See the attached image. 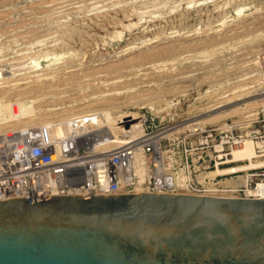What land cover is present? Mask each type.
Segmentation results:
<instances>
[{"label":"rangeland","instance_id":"1","mask_svg":"<svg viewBox=\"0 0 264 264\" xmlns=\"http://www.w3.org/2000/svg\"><path fill=\"white\" fill-rule=\"evenodd\" d=\"M2 77L4 131L92 111L119 119L102 121L113 130L144 114L226 129L264 111V0H0ZM251 80L254 99L207 117L224 91Z\"/></svg>","mask_w":264,"mask_h":264},{"label":"water","instance_id":"2","mask_svg":"<svg viewBox=\"0 0 264 264\" xmlns=\"http://www.w3.org/2000/svg\"><path fill=\"white\" fill-rule=\"evenodd\" d=\"M0 264H264V200L93 191L3 200Z\"/></svg>","mask_w":264,"mask_h":264},{"label":"built area","instance_id":"3","mask_svg":"<svg viewBox=\"0 0 264 264\" xmlns=\"http://www.w3.org/2000/svg\"><path fill=\"white\" fill-rule=\"evenodd\" d=\"M251 118L221 129L144 114L140 129L122 121L115 138L105 130L57 138L50 125L3 131L0 201L38 203L52 196L91 197L92 191L96 197L153 193L264 200V169L218 174L235 165L234 154L247 141L254 160H264V111ZM139 154L146 170L142 182Z\"/></svg>","mask_w":264,"mask_h":264},{"label":"bare ground","instance_id":"4","mask_svg":"<svg viewBox=\"0 0 264 264\" xmlns=\"http://www.w3.org/2000/svg\"><path fill=\"white\" fill-rule=\"evenodd\" d=\"M173 37V36H171ZM175 38V37H174ZM156 42L154 43H151L149 45H154ZM149 45H146V47L149 49ZM155 46V45H154ZM135 49H131L132 52H138V51H141L143 49H146V48H139V49H136L138 47H134ZM172 52V51H171ZM166 53V52H165ZM162 54V53H161ZM144 55V54H142ZM139 57V56H138ZM42 58V57H41ZM144 58V57H143ZM141 58V60L143 59ZM139 59V58H138ZM38 62H40L38 60ZM38 62L35 64V69L34 70H37L36 72H33V73H37L39 71V69H41V66L38 65ZM45 62V61H44ZM257 62V61H256ZM34 64V63H32ZM118 65V64H117ZM34 67V65H33ZM32 67V68H33ZM44 69V68H43ZM43 72V70H42ZM12 77V76H11ZM7 78V77H6ZM260 78V77H259ZM7 79H5V77L3 78H0V86L4 85L6 82ZM255 80L257 79H254L251 80V82L249 83H244L242 85H238L234 88H231L230 90L225 91L222 93V95L220 96V98L215 102V104H212V106L210 105V107L207 108V117H211L213 115H217L219 113H226L228 111H230V109H232V107H234L235 105H237L238 103H242V102H247V101H250L252 98L254 99L255 96H257L255 94V92L257 91V87H258V84L254 87L252 86H249V84L255 82ZM9 83V82H8ZM223 91V90H222ZM260 92V91H259ZM96 103V102H95ZM255 103V102H254ZM252 103V105L254 104ZM99 104V103H98ZM97 104V105H98ZM96 105V106H97ZM251 104L249 105H244L242 108L244 107H248L250 106ZM87 107V106H86ZM90 108V107H89ZM237 109V110H234L230 113V115H233V113H237L239 111H241V109ZM84 109V108H83ZM91 109V108H90ZM246 110V109H245ZM109 111V110H108ZM112 111V110H111ZM79 112V111H78ZM94 114H96V112L92 111ZM90 112L88 113L89 115H92L93 113ZM70 113V112H69ZM72 113V112H71ZM104 113V112H103ZM26 113H22V114H15V116L18 117H21L24 115V117L28 116L27 114L25 115ZM87 114V113H86ZM87 116L84 114V117H79L81 116V114H74V115H71L69 114V116H63L64 118H57V120L55 121H51V122H48L46 120H44V122H42V125H50L51 129L53 130V133L54 135L58 138V137H69V138H75L77 136H80L84 133H89V132H92V131H108L110 133H112L113 135V138L117 137L118 133L122 131V127H120V129L118 130H113V129H110L108 128V124L109 126H113V124L118 121L117 119H115V117L110 114L109 112H105V116H104V119L103 118L101 119V117H97V116H94V114L92 116ZM97 114H100V112L98 111ZM205 114V113H204ZM71 115V116H70ZM102 115V114H101ZM134 115V114H133ZM221 115V114H220ZM218 115L219 117H216L214 119H211V121H214V120H218V119H221V118H224L225 117V114L220 116ZM238 115V114H237ZM10 116V115H9ZM8 114L6 112V110L2 107H0V122L6 120L8 117ZM83 116V115H82ZM121 116V115H120ZM129 115H126L124 116L123 115V118L124 119H130V118H125V117H128ZM12 117V116H10ZM23 117V118H24ZM30 117V115H29ZM28 117V118H29ZM130 117V116H129ZM22 118V117H21ZM27 118V119H28ZM38 118V117H37ZM37 118H35L36 120H33L31 119V117L29 118V120H24V121H21L20 120H17V121H14L13 123H10L8 122L7 124L5 123L4 125H1V126H8L10 129H26V128H29V126H31L32 124H34L33 126H35V124H37ZM46 118V117H45ZM117 118V117H116ZM120 118V117H118ZM213 118V117H212ZM43 119V118H42ZM59 119V120H58ZM132 119V118H131ZM130 119V121H131ZM33 120V121H32ZM48 120H49V117H48ZM122 120V118H121ZM11 121V120H10ZM20 121V122H18ZM41 121V120H39ZM102 121H105L107 122L106 125L107 126H102ZM120 121V120H119ZM124 122V120H122ZM129 121V120H128ZM210 121V122H211ZM5 122V121H4ZM3 123V122H2ZM119 124L121 122H118ZM117 123V124H118ZM126 123V122H125ZM205 123V122H204ZM116 124V123H115ZM203 125V123H201ZM42 125H36L37 127L39 126H42ZM136 126V127H135ZM133 127V129H140V125H135ZM7 128V129H9ZM32 128V126H31ZM35 128V127H34ZM3 128H0V132ZM4 131V129L2 130ZM253 145L250 141H247L241 148H239L235 154H234V161L232 162V164H235V166H232L228 169H225V170H219L218 171V174H239V173H244V172H247L249 170H255V169H264V160H261V161H255V157H254V149H253ZM245 162H248L246 164H243V165H236L238 163H245ZM136 169H137V174L139 175L140 177V180L141 182L143 181L144 179V175H145V165H144V161H143V158H142V155H138V160H137V165H136ZM245 177H242L240 176L239 177V180L243 183Z\"/></svg>","mask_w":264,"mask_h":264}]
</instances>
